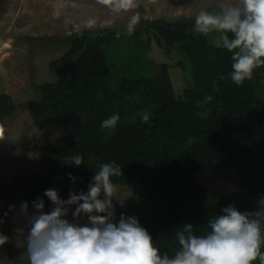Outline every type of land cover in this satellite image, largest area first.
I'll use <instances>...</instances> for the list:
<instances>
[{
	"label": "trees",
	"instance_id": "trees-1",
	"mask_svg": "<svg viewBox=\"0 0 264 264\" xmlns=\"http://www.w3.org/2000/svg\"><path fill=\"white\" fill-rule=\"evenodd\" d=\"M193 23L194 17L142 19L131 32L102 27L73 35L68 51L49 64L56 81L41 84L38 100L29 107L37 127H66L69 132L46 144L38 172L10 183L0 177L4 200L20 197L31 203L41 196L51 203L43 196L49 187L67 198L70 190L87 189L94 167L114 159L123 173L113 177L114 183L134 189L122 212L136 215L167 251L177 246L175 231L185 222H192L199 233L229 203L254 209L264 196V97L259 82L264 66L236 85L229 78L231 53L214 46L216 33L193 32ZM150 29L158 44L169 47V57L179 56L177 63L190 82L181 95L166 62L152 75L114 77L121 60L145 66L154 60L144 38ZM206 94L213 96L211 102L204 100ZM15 109L12 96L0 92L3 125ZM113 113L120 120L109 135L100 124ZM145 113L149 121L141 123ZM70 153L81 154L84 163L63 164ZM202 169L236 182L238 189L227 198L210 200L193 178ZM68 173L79 178L75 185ZM5 248L18 257L8 242Z\"/></svg>",
	"mask_w": 264,
	"mask_h": 264
},
{
	"label": "clouds",
	"instance_id": "clouds-1",
	"mask_svg": "<svg viewBox=\"0 0 264 264\" xmlns=\"http://www.w3.org/2000/svg\"><path fill=\"white\" fill-rule=\"evenodd\" d=\"M135 23L133 17L130 32ZM192 30L204 36L216 33L214 46L231 53L229 78L236 85L251 80L254 70L264 66V0H216L213 10L198 11ZM204 100L211 102L213 96L206 94ZM140 119L148 122L149 114ZM119 120V113H113L100 127L112 135ZM62 163L80 166L84 157L70 153ZM94 170L87 189L70 190L67 198L54 187L45 189L43 196L51 202L47 210L41 196L31 201V210L27 200L20 202L27 229L17 226L14 232L25 241L28 264H264V196L254 209L229 203L199 233L192 222L183 223L175 231L177 246L167 251L136 215H117L116 204L123 207L126 200L117 195L113 181L123 174L121 165L113 159ZM67 175L75 185L79 178ZM14 208L9 205V211ZM7 215L0 216V224ZM9 239L0 231V246Z\"/></svg>",
	"mask_w": 264,
	"mask_h": 264
},
{
	"label": "rangeland",
	"instance_id": "rangeland-1",
	"mask_svg": "<svg viewBox=\"0 0 264 264\" xmlns=\"http://www.w3.org/2000/svg\"><path fill=\"white\" fill-rule=\"evenodd\" d=\"M215 4L216 0H0V92L11 95L16 105L15 112L0 131L2 181L10 183L19 175L38 172L46 144L69 132L66 127H37L29 107L38 100L41 84L56 81L57 76L49 64L68 51L73 35L102 27L128 30L133 17L136 18L134 25L142 19L172 21L195 17L201 8L208 9ZM144 36L150 47L149 57L154 60L147 66L121 60L114 77L152 75L157 65L166 62L174 89L181 95L190 82L177 63L179 56L169 57V47L157 43L153 29ZM259 82L263 88L260 96L264 97V74L260 75ZM193 178L205 188L207 198L212 201L227 198L238 189L236 182L216 178L208 169L197 171ZM116 186L117 195L126 200L134 194L130 185ZM21 201L16 197L10 202L0 195V216L8 211L0 231L10 237L8 243L18 255L15 258L5 244L2 245L0 264H28L25 241L14 232L17 226L27 229L26 219L19 212ZM9 205L15 208L9 211ZM50 206L51 203H46V210ZM124 208L125 203L123 207L116 204L117 213Z\"/></svg>",
	"mask_w": 264,
	"mask_h": 264
}]
</instances>
